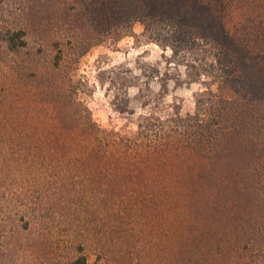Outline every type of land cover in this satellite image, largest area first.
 Returning a JSON list of instances; mask_svg holds the SVG:
<instances>
[{"label": "rangeland", "instance_id": "obj_1", "mask_svg": "<svg viewBox=\"0 0 264 264\" xmlns=\"http://www.w3.org/2000/svg\"><path fill=\"white\" fill-rule=\"evenodd\" d=\"M107 1L0 0V29L26 31L17 51L0 31V264H64L80 249L87 264H244L225 253L215 218L174 217L170 203L110 198L104 182L83 175L80 184L76 163L47 149L58 127L74 123L71 98L99 136L132 138L141 116L191 113L198 92L215 90L207 78L190 81L170 58L160 24L136 20L109 30L113 2L121 0ZM206 1L185 0L213 23L184 26L187 37L237 30L264 43V0H209L211 8L199 11Z\"/></svg>", "mask_w": 264, "mask_h": 264}, {"label": "trees", "instance_id": "obj_2", "mask_svg": "<svg viewBox=\"0 0 264 264\" xmlns=\"http://www.w3.org/2000/svg\"><path fill=\"white\" fill-rule=\"evenodd\" d=\"M159 1L113 2L109 30L136 20L160 24L168 31L160 44L170 49V58L184 64L190 81L207 78L215 90L198 92L191 113L175 109L166 117L141 116L132 138L99 136L84 107L71 98L74 123L58 127L47 149L76 163L80 184L87 180L83 175L104 182L110 198L170 203L174 217L215 218L227 255L264 264V43L237 30L187 37L184 26L209 28L212 19H201L185 0H161L167 4L157 7ZM206 3L199 11L211 8L212 2ZM0 31L8 50L26 46L22 25ZM40 140L34 142L37 149ZM64 264H87V259L80 249Z\"/></svg>", "mask_w": 264, "mask_h": 264}]
</instances>
